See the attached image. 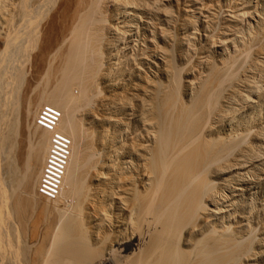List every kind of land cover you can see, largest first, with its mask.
Segmentation results:
<instances>
[{
    "label": "bare ground",
    "instance_id": "bare-ground-1",
    "mask_svg": "<svg viewBox=\"0 0 264 264\" xmlns=\"http://www.w3.org/2000/svg\"><path fill=\"white\" fill-rule=\"evenodd\" d=\"M180 1L0 0V264H264L263 226L254 237L251 219L231 213L246 175L264 177V125L233 117L264 105V45L248 57L243 39L246 61L231 55L240 69L209 55L210 37L187 55L194 21L173 15ZM189 2L207 19L217 9ZM236 7L221 44L243 25ZM43 106L61 111L72 142L55 201L37 191L50 146L35 126ZM33 216L34 242H18Z\"/></svg>",
    "mask_w": 264,
    "mask_h": 264
},
{
    "label": "rangeland",
    "instance_id": "rangeland-1",
    "mask_svg": "<svg viewBox=\"0 0 264 264\" xmlns=\"http://www.w3.org/2000/svg\"><path fill=\"white\" fill-rule=\"evenodd\" d=\"M189 0H187V2H188ZM240 2V4H239V2ZM245 0H237V1H234V0H205V2H207L208 4L210 3V5H212L211 7H213V6H216V8L217 9H215V12H213L214 11V8H212L213 9V11H212V13H214V15H213V17L212 16H210L211 18H208L209 19V21H208V19L206 18V16H200V14H199V12L198 11H196L197 10V8H202V6H203V3H201V4H198V6H197V8L195 7L194 8V6L192 5V4H190V2H189V4L186 2V0H181L178 4H174V5H176L175 7H173V15H175L176 16V19L177 20H179V18H180V16H181V14H183L185 11H190L189 12V16H193V21H194V24L192 25V27L190 28V29H188L187 31H183V33L184 32H186V33H188L189 34V39H188V44L187 45H189V46H196V47H194V48H192L191 47V49L189 48V46H187L186 47V53H187V55H188V52H191V53H196V48H198L199 46H201V47H203L205 44L204 43H206V40H207V38L208 37H210L211 39H213V41H214V39H215V41H214V44L215 45H212V47L210 48V51H209V55H211V56H213V57H217V58H220V57H223L224 55H227V56H229L230 55V58L232 57L233 58V56L235 57L237 54V57L238 56H240L242 53H244V51H245V49L248 47L247 45L245 46V48H243V44H242V40L243 39H246L245 41L247 42V44L248 45H250L249 47H251L250 49H252V46H253V44H254V49H252L251 51V53H250V49H248V50H246L245 52H246V54L248 53L247 51H249V53L248 54H252L253 55V53L257 50V47H255V46H257V43L258 44H260V45H258V48H259V46H261V45H264L263 43L264 42H260V41H262V38H264V37H259L260 35H259V33L258 32H256V31H258L259 30V28L258 27H260V26H262V24H264L263 22H264V0H262V2L261 1H259V2H256V0H253L252 1V3H250V4H248V5H250V6H248V8H247V1H245ZM233 2V3H232ZM234 2H236L235 3V5L237 4L238 6L236 7L235 5H234ZM257 3V5H256V3ZM242 3H244L243 5V9H242ZM246 3V4H245ZM214 4V5H213ZM232 4V5H231ZM256 5L255 7L253 6V5ZM188 5H190V6H188ZM192 5V6H191ZM209 5V6H210ZM231 5V6H230ZM220 8H219V7ZM233 6V7H232ZM253 8H252V7ZM230 7V8H229ZM236 7V10H238V12L240 11L241 12V20L240 21H242L241 23L243 24L242 25V27H241V24H238V28H240L239 29V33L237 32V33H235V35L237 34V37H236V39L234 40L233 39V36H228V37H226V38H223V40L225 39L226 41L225 42H223L222 44L220 43L221 42V36H223V31L225 30H223V28H225V26H226V23H227V21H228V19H230L229 18V16L231 15V11L232 10H234V8ZM246 7V8H245ZM249 7H250V9H251V13H243V12H248V9H249ZM237 8H241V9H237ZM246 9V10H245ZM253 9L254 10H256V11H253ZM195 11L196 13L194 14L192 11ZM218 10V11H217ZM220 10V11H219ZM194 14V15H193ZM249 14V15H248ZM253 14V15H252ZM207 16H208V14H206ZM210 15V14H209ZM252 15V16H251ZM197 16V17H196ZM200 16V17H199ZM215 16V17H214ZM219 18H218V17ZM195 17V18H194ZM242 17H244V18H242ZM200 19V20H199ZM204 21H203V20ZM202 20V21H201ZM210 20L212 21L211 22V24H210ZM219 20V21H218ZM221 20V21H220ZM244 20V21H243ZM207 21H208V23L210 24L209 26H208V23H207ZM216 22V23H214V22ZM218 21V22H217ZM224 22V23H223ZM226 22V23H225ZM205 23V24H204ZM214 23V24H213ZM220 23V24H219ZM240 23V22H239ZM260 23H261V25H260ZM216 24V25H215ZM218 24V25H217ZM175 25H176V21H175ZM175 25H171V28H172V30L173 31H176L175 30ZM222 27H221V26ZM260 25V26H259ZM174 26V27H173ZM211 26H213L212 28H211ZM214 28V29H213ZM221 28V29H220ZM218 29V30H217ZM253 31L254 32H256V33H253ZM182 32V31H181ZM251 33L252 34V36L251 37H249V33ZM183 33H182V35H183ZM188 34H187V36H188ZM255 34V36L258 38V40H257V38L255 39V38H253V35ZM258 34V35H257ZM260 34H263L264 35V33H260ZM191 35V36H190ZM248 35V36H247ZM263 35H261V36H263ZM183 36H185V35H183ZM186 37V36H185ZM192 37V38H191ZM248 38V39H247ZM254 40V41H252V39ZM260 38V39H259ZM250 39V40H249ZM257 40V41H256ZM260 40V41H259ZM189 41H191V44H189ZM192 41H193V43H192ZM249 41V42H248ZM253 43H252V42ZM255 41H256V44H255ZM263 41H264V39H263ZM251 43V44H250ZM193 44V45H192ZM246 44V43H245ZM252 45V46H251ZM200 48V47H199ZM256 48V49H255ZM190 49V50H189ZM194 51H193V50ZM192 50V51H191ZM191 53H189V56H188V58L191 56L190 54ZM247 54V56L249 57L250 55H248ZM231 55H233V56H231ZM244 55V54H243ZM243 55H241V56H243ZM193 56V55H192ZM191 56V57H192ZM194 57H196V55H194ZM245 57H246V55H245ZM245 57L243 56L242 57V59L243 60H245ZM248 57H246V58H248ZM229 58V59H230ZM232 58H231V61H232V63H234V65H235V67H234V69H240V67H238L239 65H240V63L242 62L243 63V65L241 66V68L245 65L244 64V61L242 60V59H240L239 60V63H237L236 62V59L234 60V58H233V60L235 61H233L232 60ZM238 58H240V57H238ZM21 59L22 58H20L19 59V61H21ZM238 60V59H237ZM246 61V60H245ZM247 62H248V60H247ZM236 63V64H235ZM237 64H239V65H237ZM247 64V63H246ZM233 65V64H232ZM26 69H27V71L28 70H30V71H28V72H30V74H32V76H34V68L32 69L31 68V65H30V67H29V64H27L26 63ZM237 67V68H236ZM29 68V69H28ZM33 72V73H32ZM246 105V104H245ZM245 105H242V106H240L242 109H240V107L237 109V111H234L235 113L237 112H240V110H241V113H242V117L239 115V114H241V113H239V114H234L233 115V117L234 116H236V117H234L236 120H234L235 121V124L237 125L238 123V125L240 126V124L242 125L240 128H242V129H246L247 127V129H249V131H250V129H252V132L254 131V127L255 126H257V125H264L263 123H264V112H263V110H264V105L263 106H260V107H251L250 105H248V107H247V105L245 106ZM244 107H245V109H244ZM245 111H244V110ZM244 112V113H243ZM262 112H263V114H262ZM23 116L25 117H21L22 119H26L27 117H26V115H25V113L23 114ZM259 116V117H258ZM261 116L263 117L262 119H261ZM238 117L240 118H242L241 120L240 119H238ZM245 117V118H244ZM258 118H260L261 119V121H260V119H258ZM238 119V120H237ZM245 121H244V120ZM252 121V120H254V121H252V123L250 122V120ZM258 119V120H257ZM27 120V119H26ZM25 120V122H23V124H26V125H23L22 124V127L24 126V128H22V130H21V132H22V134L24 135H22L21 136V144H22V146H21V148H19V149H21V150H18V152H17V156H18V160H19V162L21 163V162H24V160H25V154L24 153H26L25 151L26 150H28L27 149V147H28V145H27V140L25 139L26 138V134H27V124H28V127H29V123H27V121ZM249 120V122H246V121H248ZM239 121V122H238ZM259 123H257V122ZM245 122H246V124H251V126L248 124V125H246L245 124ZM255 124H254V123ZM246 126H245V125ZM253 124V125H252ZM257 124V125H256ZM250 126V127H249ZM254 126V127H253ZM252 127V128H251ZM24 138V139H23ZM22 141H23V143H22ZM25 143V144H24ZM29 148V147H28ZM23 151V152H22ZM29 151V150H28ZM27 151V152H28ZM29 153V152H28ZM22 156H21V155ZM22 164V163H21ZM246 176H249V177H246L247 178V180H248V178H249V184L247 185V187H246V189H245V191L244 192H242L241 194H240V196H239V194H237L234 198H232L233 200H231L232 201V203H231V201L229 202V204L231 203V206H234V207H231L232 209V211H231V213H232V216L234 217V215H235V217L237 216L238 217V219H237V217L234 219L235 221L237 220V222L238 223H240V222H242L243 221V224L245 225L246 223H247V220L246 219H251V221L250 220H248V223L250 224V226L248 225V224H246V226L248 225V227H252L251 225H253V227H257L256 229L258 230V227L261 225V227L263 226V230H262V228L260 227L259 228V230L261 229L262 230V232L264 231V177H258V176H256V175H254V174H248V175H246ZM35 177V176H34ZM256 178V179H255ZM257 178H259V179H257ZM261 178V179H260ZM250 188V189H249ZM10 191V189L8 190V195H10L9 193L11 192H9ZM237 197V198H236ZM235 199V200H234ZM234 204V205H233ZM236 204V205H235ZM236 206V207H235ZM235 213V214H234ZM238 213V214H237ZM234 214V215H233ZM239 214H240V217H239ZM250 216V217H249ZM242 217H245V218H242ZM34 218H35V220H34ZM240 219V220H239ZM243 219H245V220H243ZM32 223L31 224H29V226L28 227H31L30 229H31V232H27L26 230H23L22 228L20 229V233H18V237H17V241L19 242V241H23V240H25L26 241V239L27 240H30V242H32L33 240H34V235H33V233H34V226L36 225V223H37V221H36V217H32ZM38 220V219H37ZM36 221V222H35ZM252 222V224L250 223V222ZM45 223H47V225H45ZM242 224V223H241ZM263 224V225H262ZM31 225V226H30ZM42 225V226H41ZM48 226L49 225V223L47 222V221H45L44 222V224H43V222H41L40 223V227H43V226ZM9 226V225H8ZM10 227V226H9ZM18 227H24V226H22V225H18ZM26 227V226H25ZM255 228L253 229V230H251V231H253L252 233H254V231H256L254 234H253V236L254 237H258V235H259V233L261 232H259V230L257 231V230H255ZM30 229H29V231H30ZM252 229V228H251ZM261 232V233H262ZM26 234H27V236H26ZM31 234V235H30ZM33 238V239H32ZM32 240V241H31ZM34 242V241H33ZM20 243H22V242H20Z\"/></svg>",
    "mask_w": 264,
    "mask_h": 264
},
{
    "label": "built area",
    "instance_id": "built-area-1",
    "mask_svg": "<svg viewBox=\"0 0 264 264\" xmlns=\"http://www.w3.org/2000/svg\"><path fill=\"white\" fill-rule=\"evenodd\" d=\"M61 118L59 109L43 106L35 121L36 127L50 134V146L37 187L38 195L48 201H55L61 195L71 158V139L58 130Z\"/></svg>",
    "mask_w": 264,
    "mask_h": 264
}]
</instances>
